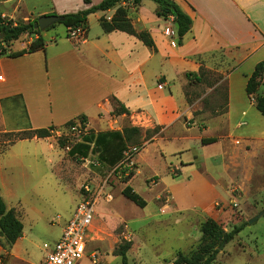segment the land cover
I'll return each mask as SVG.
<instances>
[{"label": "crops", "instance_id": "obj_1", "mask_svg": "<svg viewBox=\"0 0 264 264\" xmlns=\"http://www.w3.org/2000/svg\"><path fill=\"white\" fill-rule=\"evenodd\" d=\"M89 1L0 0V14L7 20L28 23L42 16L82 12L103 2ZM172 1L193 22L191 31L182 39L178 35L165 36L166 30H172L173 18H159L155 2L144 0L137 7L122 5L134 29L148 32L156 49L124 32L105 33L100 19L112 17L115 9L89 16L86 41L82 43L70 40L65 28L61 39L53 36L47 40L43 32L45 50L19 57L9 54L26 50L38 35H25L10 47L3 44L0 133L6 132L4 110L8 104L24 113L27 130H57L83 117L90 133L121 132L108 127L113 123V113L119 112L121 118H130L135 124L141 120L144 132L159 130L144 143L135 161L138 168H144L147 147L160 148L166 158L170 144L175 146L173 154L179 157V163L168 164L167 170L176 169L178 177L186 175L190 179L181 198L208 200L206 205H193L192 209H217L222 198L218 192L232 196L233 186L248 198L253 193L264 194V123L246 91L256 66L264 62V0ZM92 18L97 22L95 30ZM202 69L224 73L228 108L226 132L221 137L212 134L207 121L205 125L204 121L198 123L196 110L189 105L188 92L194 84L187 74H198ZM251 117L258 125L245 120ZM210 138H217V142L203 145L202 140ZM46 139L20 141L8 152L23 143L38 145V141ZM194 146L204 153L194 155ZM212 148L217 149L216 154L207 157V149ZM191 173L197 177L196 186ZM136 177L137 174L129 181L130 187ZM149 178L159 177L153 172L143 182ZM3 180L0 166V181ZM164 190H170L172 196L171 186H164ZM0 196L4 199L1 188ZM171 198L175 203L177 197ZM176 210L183 209L177 205ZM23 239L24 235L17 243ZM14 247L7 253V261L10 257L18 259L11 254ZM4 252L0 245V257Z\"/></svg>", "mask_w": 264, "mask_h": 264}, {"label": "rangeland", "instance_id": "obj_2", "mask_svg": "<svg viewBox=\"0 0 264 264\" xmlns=\"http://www.w3.org/2000/svg\"><path fill=\"white\" fill-rule=\"evenodd\" d=\"M90 23L95 30L96 20L92 18ZM64 33L65 27L59 23L44 32L47 40L53 36L61 39ZM200 79L192 81L194 85L188 92L189 105L196 110V121H204V125L207 121L212 134L221 137L226 132L228 108L224 73L203 71ZM218 83L220 86H217ZM258 92L264 95V78ZM116 113L119 112L113 113L112 125L108 124L110 130H141L140 135L131 137L127 148L137 146L142 151L144 143L159 131L154 128L144 132L141 120L135 124L130 118L123 119L120 113ZM258 115L264 123V117ZM245 120L258 125L252 117ZM4 122L6 132L0 133V166L4 180L0 181V188L7 207L15 209L23 223L24 239L13 246L11 252L18 259L10 257L7 261V253L13 247L9 249L0 236V245L5 251L0 257V264L39 262L47 255L44 245H53L59 240L65 223L83 196L93 197L97 193L101 195L97 198L95 218L89 231L88 252L81 264H94L91 259L93 253L97 254L98 264H124L115 251L128 243L131 248L127 253V264H175L180 254L190 256L197 251L202 238L201 225L208 219L217 221L226 232L244 224L235 239L219 251L214 264H264V214L251 223L264 210V194L253 193L248 198L233 186L232 196L218 192L222 198L218 200L217 209H192L193 205H206L208 200L203 197H196L194 201L181 198L190 179L186 175L178 177L176 169L167 170L168 164L179 163V157L173 154L175 146L170 144L167 156L163 158L160 148L151 145L146 149L148 153H143L146 161L144 168H138L135 163L132 172L134 176L137 174L131 183L132 188L147 201V207L142 209L122 194L128 185L124 183V167L116 169L100 164L96 150L91 151L87 158L70 155L72 147L82 142L78 134L60 128L51 133L45 142L38 141V145L23 143L8 152L12 146L9 144L25 137L23 132L29 130L24 113L15 109L13 104L5 108ZM57 131L61 132L60 136ZM193 148L194 155L204 153L199 146ZM216 152L215 148L207 149V157L212 158ZM153 172L159 178L143 182L144 177ZM190 175L195 179L196 186V175ZM86 186L91 193L86 194ZM164 186H171L172 196L169 195L170 190L163 191ZM191 186L193 184L188 185L189 188ZM171 197H177V203ZM177 205L183 210L177 211Z\"/></svg>", "mask_w": 264, "mask_h": 264}, {"label": "trees", "instance_id": "obj_3", "mask_svg": "<svg viewBox=\"0 0 264 264\" xmlns=\"http://www.w3.org/2000/svg\"><path fill=\"white\" fill-rule=\"evenodd\" d=\"M144 0H103V2L88 10L62 15L64 21L59 24L63 25L69 32L72 29L79 27H85L88 30V18L90 15L97 12H108L115 9L114 15L111 20L108 17L100 19V25L105 33H112L120 31L129 35L135 36L142 41L146 46L156 49L155 43L150 34L146 31L138 33L128 16V10L122 6L123 3L139 6ZM158 5L157 15L159 18L167 20L173 18L174 23H178L180 28L177 30V35L182 39L192 29V19L184 13L181 8L172 0H150ZM86 3H90L89 0H85ZM37 20L25 22H14L4 19L0 14V35H3V39L0 41V48L3 44L8 47L15 41H18L25 35H38V39L34 40L30 46L17 53L9 54L10 57H19L23 54L34 53L37 51L45 50L46 42L41 36L43 32L49 31L55 25L51 26L45 31H41L35 28ZM181 42V41H180ZM2 54V53H1ZM200 73H189L187 78L189 81L198 80L201 81ZM264 78V62L259 63L256 66L255 71L250 76L247 83V94L251 100L254 101L256 109L264 116V95L259 94V88L262 86V80ZM78 120L85 122L83 117ZM75 124V121L68 123L64 129H69ZM55 128L42 129V130H29L23 132L25 137L13 140L9 145L15 144L17 141L45 139L51 136V131ZM141 130L139 128H124L120 131L104 132L94 134L88 132V134L82 139V142L75 144L70 150L71 156H77L87 158L91 151L96 150L98 153V161L110 168H118L124 158V152L127 149V144L133 135H140ZM217 142V138L203 139V145H209ZM126 173L124 170L123 174ZM134 174H130L124 178V183H129ZM123 196L133 202L138 207L144 209L147 207V201L132 187L127 185L122 191ZM264 214V210H263ZM244 224L235 227L230 232H226L222 226L213 219H208L201 225V243L197 251L193 252L190 256L180 254L175 264H214L219 254V248L223 244H228L243 230ZM24 226L19 218L15 209H8L4 199L0 196V236L3 237L7 243V247L11 249L19 239L23 237ZM131 248V244H124L115 251L116 256L122 258L124 264H127V253Z\"/></svg>", "mask_w": 264, "mask_h": 264}, {"label": "built area", "instance_id": "obj_4", "mask_svg": "<svg viewBox=\"0 0 264 264\" xmlns=\"http://www.w3.org/2000/svg\"><path fill=\"white\" fill-rule=\"evenodd\" d=\"M108 20H111V17H108ZM176 32L175 23H173L172 30H166L164 34L167 37H175ZM86 36L87 29L85 27L72 29L68 32V38L76 43L86 41ZM252 102L254 103L253 100ZM67 130L78 134L82 139L89 132L86 122L80 120L75 121V124ZM54 131H51V133ZM60 133V131L56 132L58 136L61 135ZM140 152L141 148L137 146L129 147L124 152V158L119 167H124L126 177L132 174L135 158ZM85 190L86 194L91 193L89 186H86ZM100 195L101 193H97L93 197L83 196L72 217L66 222L59 240L53 245L45 244L44 249L47 255L35 264H81L88 252L89 231L94 222L97 198ZM91 259L94 264H98L96 253L91 255Z\"/></svg>", "mask_w": 264, "mask_h": 264}, {"label": "water", "instance_id": "obj_5", "mask_svg": "<svg viewBox=\"0 0 264 264\" xmlns=\"http://www.w3.org/2000/svg\"><path fill=\"white\" fill-rule=\"evenodd\" d=\"M63 21H64L63 16H58V15L42 16V17L38 18L37 23L35 24V28L39 29L41 31H45V30L49 29L51 26H53L57 23L63 22ZM175 28H176V30H179L180 26L178 23H175ZM3 37H4L3 35H0V41L3 39ZM262 215H263V212L258 217H256L254 220H252L251 223L258 220V218ZM224 246H225V244H223L219 248V250H222V248Z\"/></svg>", "mask_w": 264, "mask_h": 264}]
</instances>
